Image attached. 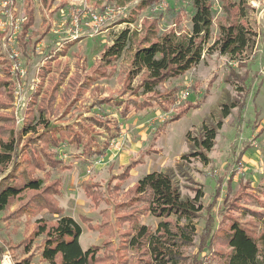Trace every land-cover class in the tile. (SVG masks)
<instances>
[{
  "label": "rangeland",
  "instance_id": "rangeland-1",
  "mask_svg": "<svg viewBox=\"0 0 264 264\" xmlns=\"http://www.w3.org/2000/svg\"><path fill=\"white\" fill-rule=\"evenodd\" d=\"M4 1L0 0L1 3ZM32 1L34 24L24 40L27 42L26 53L17 46L15 39L1 46V54L6 59L12 58V52L17 57L11 66L0 65V75H4L6 66V74L8 72L14 82L13 100L9 107L0 110V114L12 117L8 125L13 124L12 134L16 143L12 166L0 174V181L9 172L20 174L28 171L30 164L40 159L43 168L34 169L33 176L43 179L46 186L58 182L53 188L58 193L55 199L63 213L57 216L42 210L34 215L33 210H26L30 200L28 193L11 202L7 209L0 211V258L8 253L15 264L24 260H29L31 264H47L40 256L44 237L34 234L38 225L49 227L61 216L72 218L82 229L79 244L83 251L95 247L99 255H104L109 249L104 243L110 241V249L115 253L121 248L118 246V233L127 230L130 224L125 223L120 229L114 227V209H133L135 224L148 226L154 231L160 220L147 214L142 201H133L137 197L131 196V209L128 203V207H125L123 202L127 201L125 195L137 183L138 175L143 176L151 171L164 172L166 169L172 171L182 198H191L200 190L203 194L201 202L205 206L217 188L220 190L219 198L209 212L215 220L209 233L213 238H210L208 245L207 237L202 239L205 218L194 222L196 237L183 252L188 264L195 261L196 264H223L224 253L228 250L224 246L222 233L229 218H234L255 234L264 230V0H244L243 21L253 34L254 44L234 58L221 56L209 49L218 37L217 26L224 24L220 5L214 2L210 39L199 64L184 76L169 79L148 93L139 86L141 73L135 75L131 66L137 43L146 36V28L149 27L143 22H156L157 36L169 31L177 35L189 34L193 14L190 0H158L143 10H139L138 5L147 0H132L124 4L55 0L51 13L42 12L38 0ZM23 2H13L12 10L17 22L23 16ZM233 2L239 3L240 0ZM71 16L77 19L76 25ZM92 16L101 18V23L96 24ZM131 18L133 23H126ZM123 33L127 38L125 48L114 66L106 71L107 75L111 70L112 73L106 77L91 75L90 84L78 99L74 98V91L72 97L66 100L57 96L53 102V113L45 119L48 129L73 126L80 134L81 126L88 127L86 132L95 142L91 147L92 152L102 150V154L109 148L116 133L125 129L131 131L133 145L140 147V151L134 154L135 162L131 164H140L139 167L129 178H120L131 165L107 163L109 154L103 159L102 154L89 158L81 146L65 145L55 150L52 145L46 152H51L62 165L57 169L50 168L43 157L44 144L38 139L43 129L38 127L35 133L20 135L31 95L36 94V102L39 103L45 94L47 78L57 76L62 68H69L68 77L81 68H92L99 61L103 48L111 46ZM34 42V52H31ZM42 74L44 77L41 78ZM84 75L82 72L81 76ZM127 76L132 79L124 89ZM65 84L66 80L59 87V93ZM184 93L188 96L183 97ZM106 98L145 106L137 111L139 115L135 112L131 119H122L118 109L110 106L112 102L109 106H98ZM229 102H237L238 108L221 119V105ZM189 103L198 104L199 107L190 108L179 119L169 121ZM130 108V112H133V107ZM33 110L36 116V107ZM135 118L139 121L136 122ZM219 122L213 147L206 153L207 162H202L199 157L182 160L184 155L198 151L192 145L202 129ZM113 124L120 128L115 130ZM2 126L3 122L0 121V128ZM137 129L142 131V137L136 132ZM0 137L6 139L5 136ZM148 156L151 157L147 159ZM98 161L99 165L95 164ZM88 193L99 196L93 200L87 196ZM106 221H109L107 230L90 229V226L101 227L100 224ZM133 253L132 250L125 253L127 260L133 257Z\"/></svg>",
  "mask_w": 264,
  "mask_h": 264
},
{
  "label": "trees",
  "instance_id": "trees-1",
  "mask_svg": "<svg viewBox=\"0 0 264 264\" xmlns=\"http://www.w3.org/2000/svg\"><path fill=\"white\" fill-rule=\"evenodd\" d=\"M25 1L27 2L25 16L20 24V33L16 38L17 45L23 53H26L25 46L27 44L24 40L28 37L34 21L33 9H31V4H29L30 0ZM103 1L124 4L132 0H90V2L95 4ZM156 1L158 0L141 2L138 5V9L143 10L146 6L154 5ZM39 2L42 12H52L51 8L55 0H39ZM214 2L220 5L224 14V24L217 26L218 37L209 49L217 51L221 56L227 55L234 58L253 46V34L243 21L246 8L244 0H240L239 3H235L233 0H190L193 14L190 19L191 29L189 34L177 35L174 31H169L157 36L156 22L149 24H146V21L143 22L144 25L149 27L146 28V36L137 43L131 66L135 75L141 73L142 79L139 86L146 93L154 91L155 88L162 86L169 79H177L184 76L199 64L204 47L207 46L210 39L213 26L212 10ZM126 23H133L132 18ZM3 37V33L0 32V65L7 64L8 67L13 64L15 58L8 60L1 54V46L4 42ZM126 41V33H123L111 46L104 47L99 61L89 70L81 68L69 77V68L65 67L60 71L56 70L58 71L57 76L52 75L47 78L45 94L41 97L39 103L36 102L37 95H31V102L28 103L29 108L20 129V135L35 133L38 127L43 129V134L38 139L44 144L45 153H43V157L50 168L57 169L62 165L61 161L55 160L51 152H46V149L50 150L52 145L55 150L62 149L65 145L81 146L83 153L89 158L102 154V150L92 152L91 147L95 142L91 134L86 132L88 127L81 126L80 134L73 129V126L48 129V121L45 117L53 113V102L57 99V96L66 100L72 97L74 91V98L78 99L84 94L90 84L89 77L91 75L94 77L96 75H99V77L109 76L112 70L108 75L106 71L113 67L114 63L119 59L125 48ZM35 44L36 42L32 43L31 52H34ZM7 67L5 66L4 68V75L8 71ZM57 68H59L58 64ZM82 72L85 73L84 76H81ZM4 75H0V110L9 107L13 100L14 82L9 77L8 72ZM40 77H44V74ZM131 79L130 76L125 78L124 89L127 85H130ZM65 80V87L59 93L58 89L62 87ZM111 102L112 104L110 105ZM103 105H110L118 109L119 117L122 119L130 115V106L133 107L135 112L143 110L145 106L143 104L137 106L136 102H121L111 98L103 99L98 103L99 107ZM34 107H36V116L33 115ZM198 107V104L189 103L184 108H181L179 115L177 114L178 116H173L169 121L172 120L173 122L190 108L196 109ZM235 108H238L237 102L223 103L221 105V119L228 117ZM101 111H103L102 108ZM0 121L4 125L0 128V136L6 137V139H0L1 174L12 166L16 155V143L12 134L13 124L8 125L11 124L12 117L0 114ZM219 125L220 122L208 129H202L201 135L195 139V144L192 145V148L196 147L198 151L193 149V152L184 155L181 159L199 157L202 162H207L206 153L213 147ZM113 128L115 130L119 129L115 124H113ZM54 130L56 131L53 133ZM57 135L58 137L55 138ZM114 136L117 137L116 135ZM30 167L28 171L25 170L23 173L15 174L9 172V175L7 174V176L2 178L0 181V211H4L11 202L24 193H28L30 200L26 205V210H33L34 215L42 210H46L49 214L62 215L63 210L55 199L58 193L53 188V185H57L58 182L54 181L52 185L46 186L43 179L33 176L34 169L43 168L40 159L34 160ZM166 170L164 172H150L144 175L128 189L124 198H127V201L123 202L125 207L129 206V209H131L133 205L129 204L131 196L137 197L133 198L136 199L133 201H142L143 206L146 205L145 211L147 214L160 220L154 231L148 226L135 224L133 209L130 211L122 210L124 209L123 207L114 209V227L120 229L125 223L130 224V226L127 230L118 233L120 250H116L113 253L114 251L110 249V241H105V246L107 248L109 246L108 252L106 250V254L99 255L95 247L87 251L81 249L79 244V238L82 234L80 226L72 218L61 216L53 225L47 227L44 224H40L35 231V236L44 237L40 254L41 260L47 264H188L183 252L193 244L196 237L197 232L194 222H197L201 217L205 218L202 239L207 237L208 241L206 244L208 245L210 238H213V236H209V233L215 220L213 214L209 212L213 208V203L219 198L220 190L217 188L213 197L205 206L201 202L203 194L200 190H197L191 198H182L172 171L170 169ZM128 172L129 170L126 169L120 178L127 179ZM87 196L94 200L99 195L88 193ZM126 203H128V206ZM105 215L107 216V214ZM108 219L109 217L106 220ZM100 226H90V229L107 230L109 221L102 222ZM222 235L224 246L228 250L224 253L223 264H264V230L255 234L246 227L241 226L234 218H229ZM128 250L134 252L130 260H127L125 256ZM193 263L196 264L197 262ZM18 264L31 263L29 260H24Z\"/></svg>",
  "mask_w": 264,
  "mask_h": 264
},
{
  "label": "crops",
  "instance_id": "crops-1",
  "mask_svg": "<svg viewBox=\"0 0 264 264\" xmlns=\"http://www.w3.org/2000/svg\"><path fill=\"white\" fill-rule=\"evenodd\" d=\"M14 1V0H13ZM39 1V0H38ZM24 11H23V16H22V18L20 19V21L19 22H17V20H16V17H15V15H14V13H13V16H14V23H13V26L11 27H9V22H8V26L6 27V29L5 30H3L1 27H0V32H2L3 33V38H4V42L2 43V44H4V43H11V42H13V40L15 39L16 40V38H17V36L19 35V33H20V24H21V22H22V20L24 19V16H25V10H26V1L24 0ZM29 4H31V9H33V18H34V6H33V1L32 0H30L29 1ZM38 5H39V7H40V2H38ZM13 6L14 5H12V9H13ZM11 8V7H10ZM40 10H41V7H40ZM2 11V4H1V2H0V12ZM13 11V10H12ZM52 11V10H51ZM44 13H46V12H44ZM0 21H5V18L4 17H2L1 16V14H0ZM33 24H34V21H33ZM33 26V25H32ZM32 28V27H31ZM30 28V29H31ZM11 33H13L12 35H11ZM11 37V41H9L8 40V38H10ZM18 46V45H17ZM41 47H43V45H40ZM19 47V46H18ZM139 112H137V114H138ZM148 113V112H147ZM136 113H135V111H133V112H131L130 113V115L129 116H127L126 118L129 120V119H131L134 115H135ZM140 114V113H139ZM138 114V115H139ZM133 115V116H132ZM135 121L136 122H138L139 120L137 119V118H135ZM133 124H134V121H132L131 122V126H133ZM122 127V126H121ZM119 128H120V126H119ZM126 128H128V126L126 127ZM137 128H139V126L137 127ZM140 130V129H139ZM139 130L137 129L136 130V132H138V133H140L141 134V132L142 131H140L139 132ZM118 134V135H117ZM116 134V136L117 137H115L113 140H118L120 143H121V149H120V151H117V152H115L114 153V151L113 150H110V149H107L106 150V152L104 153V154H102L101 156H102V159L103 158H105L106 157V155L107 154H109V156H108V158H107V163H110V164H112V163H115L114 165L116 166L117 164H118V166H122V165H131L130 166V169H129V175H128V178L133 174V173H135V171H136V169L139 167V165L140 164H135L134 165V163L133 164H131L132 162H135L133 159H135L134 158V154L136 153V152H138V151H140V147L138 146V145H133V143H132V138L130 137V136H132V133H131V131L129 132V131H126V129H125V131H123V130H121V131H119V133H117ZM131 134V135H130ZM140 137H142V134L140 135ZM139 147V148H138ZM151 156H148L147 157V159L148 158H150ZM142 165V164H141ZM151 172H156V171H151ZM148 174V173H147ZM144 175H146V174H144ZM143 175V176H144ZM142 175H138V181L143 177ZM137 181V182H138ZM81 231H82V229H81ZM79 240H80V238H79ZM27 255V254H26Z\"/></svg>",
  "mask_w": 264,
  "mask_h": 264
},
{
  "label": "built area",
  "instance_id": "built-area-1",
  "mask_svg": "<svg viewBox=\"0 0 264 264\" xmlns=\"http://www.w3.org/2000/svg\"><path fill=\"white\" fill-rule=\"evenodd\" d=\"M13 0H6L4 2H2V11L0 12L1 16L5 18V21H0V27L5 30L6 27L8 26V22H9V27L13 26L14 23V18H13V11H12V5L13 4ZM11 7V8H10ZM72 17V21L73 24L76 25L77 19H75V16H71ZM92 20L97 24L101 23L102 19L99 17H95L92 16ZM13 33H11L12 35ZM9 41H11V37L8 38ZM17 54L15 52H12V58H16ZM14 69H16L17 67L14 65L13 66ZM188 94L184 93L183 97H187ZM255 146V145H254ZM110 150H113L114 153L117 151H120L121 149V143L118 140H112V142L109 145ZM100 161L96 162L95 164L99 165ZM0 264H15L13 261V258L11 257V255H9L8 253H4L2 254L1 258H0Z\"/></svg>",
  "mask_w": 264,
  "mask_h": 264
}]
</instances>
